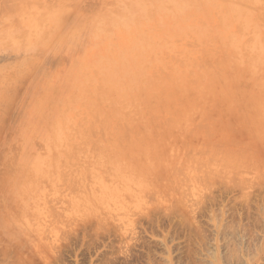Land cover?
<instances>
[{"label":"rangeland","instance_id":"rangeland-1","mask_svg":"<svg viewBox=\"0 0 264 264\" xmlns=\"http://www.w3.org/2000/svg\"><path fill=\"white\" fill-rule=\"evenodd\" d=\"M263 119L264 0H0V264H264Z\"/></svg>","mask_w":264,"mask_h":264},{"label":"bare ground","instance_id":"bare-ground-1","mask_svg":"<svg viewBox=\"0 0 264 264\" xmlns=\"http://www.w3.org/2000/svg\"><path fill=\"white\" fill-rule=\"evenodd\" d=\"M5 1H7V0H5ZM13 1H14V0H13ZM9 2H10V1H9ZM36 2H37V1H36ZM10 3L12 4L13 2L11 1ZM21 3H22V2H21ZM4 4H5V3H4ZM8 4H9V3H7V5H8ZM2 5H3V4H2ZM2 5H1V9H2V7H3ZM5 5H6V4H5ZM9 5H10V4H9ZM9 5H8V6H9ZM16 5H17V2H16ZM26 5H27V4H26ZM12 6H13V4H12ZM6 7H7V6H6ZM16 7H17V6H16ZM4 8H5V7H4ZM7 8H8V7H7ZM11 8H12V10L14 9L13 7H11ZM9 9H10V6H9ZM7 12H8V11H7ZM10 12H11V11H10ZM1 16H2V15H1ZM13 20H14V19H13ZM219 25H220V24H219ZM31 31H32V30H31ZM78 57H79V56H78ZM84 61H85V60H84ZM73 63H74V62H73ZM74 65H75V64H74ZM146 65H147V64H146ZM158 67H159V66H158ZM158 69H159V68H158ZM103 72H104V71H103ZM136 75H137V74H136ZM166 75H167V74H166ZM166 78H167V77H166ZM168 79H169V78H168ZM191 79H192V78H191ZM88 81H90V80H88ZM124 83H125V82H124ZM125 85H126V84H125ZM127 85H128V84H127ZM145 86H146V85H145ZM145 88H146V87H145ZM235 88H236V87H235ZM241 88H242V87H241ZM225 89H226V88H225ZM246 89H247V88H246ZM104 90H105V89H104ZM104 90H103V91H104ZM236 90H237V89H236ZM137 91H138V90H137ZM227 91H228V89H227ZM177 93H178V92H177ZM177 93H176V94H177ZM216 93H217V92H216ZM201 94H202V93H201ZM242 94H243V93H242ZM111 95H112V94H111ZM225 95H226V94H225ZM79 96H80V95H79ZM227 96H228V95H227ZM107 97H108V96H107ZM87 98H88V97H87ZM72 99H73V98H72ZM229 99H230V98H229ZM255 99H256V98H255ZM64 102H65V101H64ZM73 102H74V101H73ZM187 102H188V101H187ZM194 103H195V102H194ZM81 104H82V103H81ZM208 104H209V103H208ZM68 105H69V104H68ZM79 106H80V105H79ZM65 107H67V106H65ZM153 107H154V106H153ZM193 108H194V107H193ZM150 109H151V108H150ZM62 111H63V110H62ZM66 111H67V110H66ZM55 114H56V113H55ZM55 114H54V115H55ZM182 114H183V113H182ZM56 116H57V115H56ZM59 116H60V115H59ZM176 117H177V116H176ZM188 118H189V117H188ZM130 119H131V118H130ZM183 120H184V119H183ZM263 120H264V119H263ZM263 120H262V121H263ZM178 121H179V120H178ZM63 122H64V121H63ZM260 122H261V121H260ZM263 122H264V121H263ZM185 124H187V123H185ZM259 125H260V123H259ZM260 129H261V127H260ZM176 131H177V130H176ZM262 131H263V130H262ZM53 132H54V131H53ZM65 132H66V131H65ZM52 135H53V133H52ZM72 135H73V134H72ZM54 136H55V135H54ZM52 138H54V137L52 136ZM52 138H51V139H52ZM55 140H57V139H55ZM133 150H134V149H133ZM53 153H54V152H53ZM174 153H176V152H174ZM52 155H53V154H52ZM169 155H170V154H169ZM125 156H126V155H125ZM145 162H146V161H145ZM96 183H97V182H96ZM96 188H97V187H96ZM107 195H108V194H107ZM123 195H124V194H123ZM105 196H106V195H105ZM102 199H103V197H102ZM109 203H110V202H109Z\"/></svg>","mask_w":264,"mask_h":264}]
</instances>
